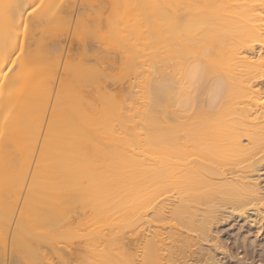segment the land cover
<instances>
[{"label": "bare ground", "instance_id": "1", "mask_svg": "<svg viewBox=\"0 0 264 264\" xmlns=\"http://www.w3.org/2000/svg\"><path fill=\"white\" fill-rule=\"evenodd\" d=\"M95 1L0 0V264H219L264 205V0Z\"/></svg>", "mask_w": 264, "mask_h": 264}, {"label": "rangeland", "instance_id": "2", "mask_svg": "<svg viewBox=\"0 0 264 264\" xmlns=\"http://www.w3.org/2000/svg\"><path fill=\"white\" fill-rule=\"evenodd\" d=\"M79 2H80V0H79ZM103 2H101L103 4H99L100 1H95L94 5L91 6L92 7L91 9H93L94 12L98 11L99 16H97L95 18V22H99L101 24H103L105 22V17H106V15H108V11H109L108 2L106 0H104ZM64 4H66V3H64ZM88 5L87 4H86V6L83 5L84 7H86L84 9L90 8V5L89 6ZM101 10H102V12H101ZM76 13L73 14V22L76 19V16H77ZM96 14L97 13H95V15ZM82 16H83V14H82ZM92 19H94V16ZM96 19L97 20L99 19L100 21L99 20L96 21ZM75 40L76 39H72L70 41V38H69L68 43L70 45L68 44L67 45L68 49L66 48V53L67 52L68 53L65 57L66 58L68 57V59H70V60H75L77 55L80 52L79 47H78L80 45L78 44V41L76 40L77 41L76 42ZM88 42L92 43V45L93 44L96 46L98 45L97 42L92 41V39H91V41H88ZM77 52H78V54H77ZM101 55L103 56L104 54L101 53L98 56V58L102 57ZM114 56H117V57H114ZM112 57H113L112 60L104 61L102 66L105 68L104 72L107 75L106 78H108V79L105 78V82H107L106 84L108 86L107 92L111 93L112 95L118 96L124 91V88H122L123 86L119 80V78L121 76L120 74H121L122 64L120 62V56H119L118 52H116V50L112 53ZM114 58H115V60H114ZM107 65H108V67H107ZM59 75H61V69L59 71ZM88 85L90 86V84H88ZM85 88H86L85 90L88 93L93 94L94 90L92 91V88L88 87L87 84H85ZM260 168H261L259 171L260 181L262 182V185L264 187V163L260 166ZM257 205H255L256 208H255V206L253 207L251 205L247 206V208L245 210L243 209L244 214H242L241 216L236 215V214H232V212L230 214V211H229L230 209L229 210L225 209L224 214H225L226 218L224 220H222L221 223L220 222H219V224L217 223L218 225L216 224V226L214 227L213 233H212V235L215 236V241L213 240L211 242V240H210V242L207 241L208 243L203 242L207 247H210V248L212 246H215V244L217 247L219 246L218 249H220V250H218L217 248L216 249L211 248V249H213L216 258L219 260V264H264V205L263 204H259L258 206ZM257 208H258V210H257ZM76 210H78V209H76ZM79 211L80 210H78V214L76 211L77 215L74 213L73 217L71 216V219L74 218V220H76L78 223H79L78 218L81 220V215H82V213H79ZM87 214H88V212L85 215H87ZM70 215H72V214H70ZM82 220H83V216H82ZM76 221H74V223ZM83 221H85V220H83ZM75 225L76 224H74V226ZM83 225H80V228ZM74 226H73V229H74ZM84 228L82 229L83 233L86 231V225L84 226ZM126 236H127V238H130V240L132 241L140 235L139 234L132 235L128 232L126 234ZM71 242H73V243H71ZM69 245H68V248L71 251V254H70L71 256L68 255V257L69 256L70 257L67 258L66 262L65 263L63 262V264H69V263L70 264H76V263L79 264L81 262V255L84 254L83 243L80 241L79 238H72V240H70ZM56 260L57 259L53 260L52 264H61L60 261H56ZM190 261H192V259ZM193 264H202V263L201 262H197V263L193 262Z\"/></svg>", "mask_w": 264, "mask_h": 264}, {"label": "snow or ice", "instance_id": "3", "mask_svg": "<svg viewBox=\"0 0 264 264\" xmlns=\"http://www.w3.org/2000/svg\"><path fill=\"white\" fill-rule=\"evenodd\" d=\"M38 7V6H37ZM33 11H35V9H33ZM25 28H27V26L25 25Z\"/></svg>", "mask_w": 264, "mask_h": 264}]
</instances>
